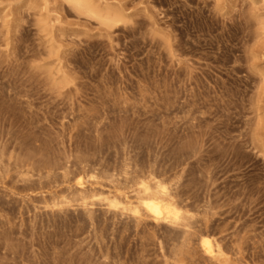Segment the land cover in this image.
I'll return each mask as SVG.
<instances>
[{"label": "rangeland", "instance_id": "374dc122", "mask_svg": "<svg viewBox=\"0 0 264 264\" xmlns=\"http://www.w3.org/2000/svg\"><path fill=\"white\" fill-rule=\"evenodd\" d=\"M88 1L0 0V264H264V0Z\"/></svg>", "mask_w": 264, "mask_h": 264}, {"label": "bare ground", "instance_id": "6f19581e", "mask_svg": "<svg viewBox=\"0 0 264 264\" xmlns=\"http://www.w3.org/2000/svg\"><path fill=\"white\" fill-rule=\"evenodd\" d=\"M71 2L74 3L76 7L95 16L102 14V9L93 6L88 0H71ZM114 18H116V20H122L123 15L116 12ZM154 180L155 178L152 179V181ZM75 186V191L79 194L82 202H91L88 201L87 198L90 193L96 190L93 187H86L81 178L78 179ZM133 192V197L137 200L140 199L143 209L128 206L129 204H132V195L127 192L124 193V198L126 200L123 202H117V200L110 199L109 197H106L105 199L109 201L110 207L131 210L137 222L146 219L152 220L155 224L164 222L170 226L181 228L184 233L185 242L190 243L191 236L193 235V232L191 231L192 225L190 224L191 216L178 205L177 200L175 199L176 197H183L180 191L175 190V192H172L162 180L156 179L152 183L144 180L141 181V185ZM97 194L98 193H94L93 196H96ZM119 204L123 205L119 207ZM199 244L201 245L203 253L209 259L219 260L221 262L226 260V253L221 243L215 242L213 244L210 238L201 237ZM188 252H192L191 246L188 248ZM180 262L181 260L178 257L176 263L180 264Z\"/></svg>", "mask_w": 264, "mask_h": 264}]
</instances>
